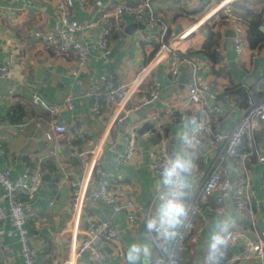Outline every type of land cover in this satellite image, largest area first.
Returning a JSON list of instances; mask_svg holds the SVG:
<instances>
[{
    "label": "crops",
    "instance_id": "0c3cea01",
    "mask_svg": "<svg viewBox=\"0 0 264 264\" xmlns=\"http://www.w3.org/2000/svg\"><path fill=\"white\" fill-rule=\"evenodd\" d=\"M96 1L106 6L128 0ZM222 2H228L232 11L236 10L233 7L236 3L262 12L264 16V0H196L187 10L173 0L150 2L153 31L157 33L161 28H167V43L184 30H191L176 49L184 59H201L197 52L202 49L208 33H219V62L224 68H219L218 64L212 68L209 61L202 58L203 64L196 70L185 61L181 67L186 80L184 89L170 91L134 121L138 125L134 154L127 161H122V145L118 151V162L113 165L107 159L106 150L113 148L116 143L119 129L116 122L121 115V108L101 101L100 114L95 116L92 102L85 93L91 86L104 90V80L109 74L116 77L118 84L130 83L137 77L142 64H147L152 58V47L141 40L144 24L126 17L123 31L119 34L108 32L104 26L84 30L81 39L88 58L84 68L79 69L73 56L62 57L57 52L55 32L59 22L49 0H0V65L8 67L7 75L0 77V171L9 170L12 181L27 179L37 169L43 172L36 193L32 197L19 196L26 205L29 244L37 252L34 264H54L55 258L60 256V252L63 253L61 248L68 238V220L73 204L70 181H82L85 170L92 164L96 148L103 151L102 167L108 174L109 187L140 205L147 218L151 219L156 215L155 198L164 187L158 188L162 178L153 176L148 169L158 144L149 116L156 114L160 117L166 105L170 104L174 118L167 127V144L171 155L174 151H183L177 136L182 124L178 114L181 101L192 85L197 84L204 91V96L210 94L211 100L207 102L204 98L203 106L214 111L217 119L212 120V123H218L219 130L225 133L233 129L245 107L246 90L253 89L257 94L261 92L259 82L264 78V54L251 58L249 47L245 53V63H238L231 36L233 30L228 25L212 27L204 21ZM69 11L72 22L83 24L95 18L99 8L95 0H70ZM101 41H105L106 45L102 46ZM173 78L174 75L167 73V60L157 64L149 74L148 82L146 78L139 92L132 94L122 107L139 104L141 97L149 91L148 84L155 85L159 94L168 90L176 84ZM250 83L253 84L252 89L249 88ZM10 90L12 94H9ZM34 94L49 105L58 107V113L50 114L33 105L31 97ZM192 113H195L198 122L197 107L192 109ZM19 124H24L22 130L17 127ZM55 124L81 126L88 136L71 146L57 148L59 140L56 139L59 137L46 139V134ZM144 125L147 127L142 130ZM257 140H262L260 133L256 134ZM218 151V148H211L201 140L194 156L196 167L191 180L195 182L191 183L189 195H193L212 170ZM248 173L259 205V226L264 229V168L259 164L248 166ZM237 174L238 162L233 161L228 165L227 179L234 180ZM96 186V180L91 179L87 194L90 195ZM1 203L4 208H8L7 199ZM90 217L110 219L115 224L125 258L132 244L149 245L147 226L142 218L138 219L135 227L130 228L124 213L114 214L108 206L93 200L88 201L84 208V219ZM231 218H235L233 208ZM207 219L198 245L182 256L183 264H194L205 257L210 234L217 230L221 218L208 216ZM0 228L5 230L0 238V264H22L20 247L17 238L11 233L9 218L0 223ZM106 251L107 264H151L153 259L151 248L148 257L141 253L139 259L130 261L126 258L125 263L120 262L111 248L107 247ZM77 264H89L87 256L83 255Z\"/></svg>",
    "mask_w": 264,
    "mask_h": 264
},
{
    "label": "built area",
    "instance_id": "2783aa9c",
    "mask_svg": "<svg viewBox=\"0 0 264 264\" xmlns=\"http://www.w3.org/2000/svg\"><path fill=\"white\" fill-rule=\"evenodd\" d=\"M151 1H118L102 6L99 1L95 0V5L99 8L98 14L92 20L78 24L70 20V0H49L59 22V27L55 32L57 52L62 57L73 56L79 69L84 68L88 58L86 46L81 39L84 30L104 26L108 32L119 34L123 31L126 17H131L144 24L145 31L141 40L150 45L152 50L156 49L151 60L147 64H142L137 77L130 83L118 84L116 77L109 74L104 80V90L91 86L85 93L92 102V112L95 116L100 114L101 101L121 108V115L116 122L117 126L124 122L130 113L157 98L159 90L155 85L148 84L149 91L141 97L139 104L122 107L132 94L139 92L146 78L148 82L149 74L157 64L167 60V73L170 75H175L185 61L190 65L192 64L196 70L199 65L203 64L202 58L191 61L182 58L176 52L178 43L184 40L191 30H184L169 43L165 40L167 28H161L157 33L153 31L154 19L150 10ZM173 1L185 10L196 2V0ZM222 16L228 18L227 24L223 26L228 25L233 30L232 41L236 60L243 64L245 63V53L249 49L246 27L232 13L229 3L222 2L220 7L208 15L204 21L215 27ZM100 44L106 45L105 41H101ZM250 54L251 58L264 54V48H250ZM218 67L224 68L221 62L218 63ZM7 73L8 67L0 65V77L6 76ZM259 85H264V78L260 80ZM246 91L245 107L233 129L227 133L219 130L218 123H212V120H216L217 116L212 109L203 106L204 91L197 84L192 85L182 99L178 114L180 121L191 120L195 117L192 109L197 107L198 123L202 126L198 133L201 137L200 142L203 139L209 147L218 148L219 151L212 170L204 177L199 187L194 190L193 195H189L188 199L184 200L188 208V216L184 226L179 229L177 237L170 243L164 242L162 245V240L156 231L147 228L148 243L153 252L151 264H173V261L174 264H183L182 256L191 252L193 246L198 245L203 227L208 221L207 217L221 218L220 214L224 211L227 203L233 205L235 218H231L233 221L232 238L222 264H264V229L259 226V205L252 191L250 173H248V166L259 164L264 168V156L259 154L256 143V134L260 133L264 144V98L255 100L252 91ZM12 92L10 90L9 94ZM31 103L50 114L58 113V107L49 105L38 95H32ZM149 118L153 123L152 132L158 137V144L156 154L153 160L149 162L148 169L153 176L161 177L160 173L164 162L170 155L166 135L167 127L174 118L170 104L166 105L164 113L160 117L155 114ZM17 127L22 130L24 124H19ZM1 128L0 123V132ZM137 128L138 125L134 121L126 123L123 131L124 153L121 155L122 161H127L134 154ZM87 136L88 132L81 126L55 124L46 134V139L52 140L59 137L56 139L59 140L56 147L63 148L71 146ZM102 154L103 151L96 148L93 151L92 164L85 170L82 181H70L73 195L72 212L68 220L70 228L68 238L64 239L65 245L61 248L64 251L63 253L60 252L58 258H55L54 264H77L83 255L87 256L89 264H107V247L113 250L120 262H126L125 252L121 246V239L115 224L110 219L96 217L84 219V208L88 201L100 202L108 206L114 214L124 213L127 226L130 228L138 224L139 218H142L147 226L149 218L144 214L142 207L109 187L108 174L102 167ZM233 161L238 162V174L234 180H229L227 179L228 165ZM42 174L43 172L37 169L32 171L27 179L12 181L9 170L0 171V188L2 190L0 194V223L9 218L11 233L17 238L20 247L19 254L22 264H34L37 252L29 244L26 229L28 219L25 212L26 205L19 196L32 197L42 182ZM91 179L96 180L97 186L88 195L87 188ZM228 185L230 189L226 190ZM215 192L218 193L217 196H214ZM211 198L212 201H210ZM3 199H7V209L2 206L1 201ZM4 234L5 230L0 228V238ZM241 237L245 239V243L240 242ZM165 248L168 249L167 252H165ZM203 261L204 258H201L194 264H203Z\"/></svg>",
    "mask_w": 264,
    "mask_h": 264
},
{
    "label": "clouds",
    "instance_id": "9594fccd",
    "mask_svg": "<svg viewBox=\"0 0 264 264\" xmlns=\"http://www.w3.org/2000/svg\"><path fill=\"white\" fill-rule=\"evenodd\" d=\"M202 126L193 117L191 120L182 122L177 136L181 143L183 151L173 152L167 157L160 175L158 188L164 187L159 192L156 199V215L147 221V228L155 230L158 237L164 242L170 243L179 234V229L184 226L188 216V208L183 197L190 194L192 172L196 165L194 162L195 153L200 144V135L198 134ZM227 186L226 190H229ZM221 219L217 225V230L210 234L207 243V253L203 264H222L226 255V249L232 238L231 228V204H225L224 211L220 214ZM168 251L167 248L164 249ZM143 253L145 257L150 255V247L147 244H132L127 252L128 260H136ZM174 264V261H173Z\"/></svg>",
    "mask_w": 264,
    "mask_h": 264
},
{
    "label": "trees",
    "instance_id": "16d2710c",
    "mask_svg": "<svg viewBox=\"0 0 264 264\" xmlns=\"http://www.w3.org/2000/svg\"><path fill=\"white\" fill-rule=\"evenodd\" d=\"M233 7H235L236 10L235 11L233 10L232 13L245 24L246 38L249 47L251 49H255L257 47L258 49L264 48V31L262 30V28L264 27V16L262 12H255L243 5H239L236 3L233 4ZM227 19L228 18L226 16L220 17L216 25L217 26L226 25ZM220 40H221V35L219 33L210 31L207 35L206 40L202 45V49L199 52H197L199 56L209 61L212 68H214V65L218 64L219 62L218 48L220 45ZM155 49L156 48L152 50L151 53L152 56L155 52ZM218 71H220V69H218ZM214 74H217V72H214ZM258 96L260 99L264 98V85L262 86L261 92L258 93ZM246 99L247 96H245V101ZM168 134L169 131L166 130V135Z\"/></svg>",
    "mask_w": 264,
    "mask_h": 264
},
{
    "label": "water",
    "instance_id": "95a60500",
    "mask_svg": "<svg viewBox=\"0 0 264 264\" xmlns=\"http://www.w3.org/2000/svg\"><path fill=\"white\" fill-rule=\"evenodd\" d=\"M231 36H233V33L232 32H231ZM181 72H182V69H180L174 75V78L173 79L176 82V84L173 87H169L168 90H163L162 92H160V94H158V96H157V98L155 100H153L152 102H150V103H148L146 105H143L139 110H137V111H135L133 113H130L129 116L125 119V121L122 122L119 125L118 135H117V139H116L115 145L113 146V148H110V149H107L106 150L107 159L109 160V162H111V164L115 165L118 162V151H120L122 149V145H123V131H124V128L126 126V123L127 122H130V121H136L143 114V112H145L147 109H149L152 106H154L155 104H157L158 101H160L162 98H164L165 96H167L170 91L184 89L186 80L183 78V75L184 74L181 73ZM196 72L197 71H195V74H196ZM204 98H205V100L207 102L211 100V96H210L209 93H207L204 96ZM209 104H210V102H209ZM175 116H177V114H175ZM176 121L178 122L179 119H176ZM146 127H147V125H144L142 127V130H144ZM161 178H162V176H161ZM192 182H195V181L191 180V183ZM214 195L217 196L218 193L215 192ZM188 196H189V194H186L183 197V199L184 200H187L188 199ZM25 212H26V210H25ZM240 242L241 243H245V239L243 237H241L240 238Z\"/></svg>",
    "mask_w": 264,
    "mask_h": 264
},
{
    "label": "rangeland",
    "instance_id": "374dc122",
    "mask_svg": "<svg viewBox=\"0 0 264 264\" xmlns=\"http://www.w3.org/2000/svg\"><path fill=\"white\" fill-rule=\"evenodd\" d=\"M249 85V88L252 89L253 87V84L250 83L248 84ZM252 95H253V98L255 100H258L259 99V96L257 94V92L255 90L252 89ZM257 149H258V152L261 156H264V144H263V141L262 140H257ZM263 195H264V191H263ZM231 204V203H230ZM232 208H233V205L231 204V213H232Z\"/></svg>",
    "mask_w": 264,
    "mask_h": 264
}]
</instances>
